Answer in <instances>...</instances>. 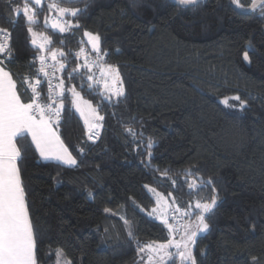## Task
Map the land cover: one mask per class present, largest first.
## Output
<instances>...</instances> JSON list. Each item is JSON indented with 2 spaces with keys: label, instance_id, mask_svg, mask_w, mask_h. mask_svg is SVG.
Listing matches in <instances>:
<instances>
[{
  "label": "trees",
  "instance_id": "obj_1",
  "mask_svg": "<svg viewBox=\"0 0 264 264\" xmlns=\"http://www.w3.org/2000/svg\"><path fill=\"white\" fill-rule=\"evenodd\" d=\"M25 2L0 0V29L11 34L6 69L29 103L22 77L33 75L42 54H65L56 61L46 58L57 67V61L65 64L53 76L65 89L55 101L58 106L63 99L64 107L53 125L78 162L73 167L44 162L27 134L17 140L37 264H57V250L72 264H139V247L169 236L149 216L155 201L144 186L178 203L206 200L213 186L188 187L201 178L212 179L218 200L206 214L208 230L196 240V264H252V257L264 264V16L240 14L229 0L194 7L169 0H56L80 10L75 17L67 14L72 26L61 33L45 23L52 0L42 5L27 0L37 13L31 25L23 15ZM241 3L247 9L250 0ZM29 26L50 38L48 49L33 45ZM86 31L100 36V55L118 69L123 96L109 99L95 82L96 71L80 67L69 78L84 64L72 58L89 49ZM46 85L40 91L49 103ZM73 87L104 117L96 138H88L72 104ZM235 96L245 101L243 108L231 99ZM225 98L229 105L222 103ZM129 128L138 134L135 141Z\"/></svg>",
  "mask_w": 264,
  "mask_h": 264
},
{
  "label": "snow or ice",
  "instance_id": "obj_2",
  "mask_svg": "<svg viewBox=\"0 0 264 264\" xmlns=\"http://www.w3.org/2000/svg\"><path fill=\"white\" fill-rule=\"evenodd\" d=\"M41 2L42 0H34L35 5H41ZM176 2L182 7H194L198 4V0H176ZM230 2L238 8L243 9L245 7L241 3V0H230ZM48 8L50 10L55 9L61 15L70 14L73 17L77 16L80 11L79 9L60 7L56 0H52L48 4ZM249 10L253 12L259 11L264 16V0H250ZM23 15L29 25L38 22L36 20V10L34 7H29L27 0L23 6ZM45 23H49L47 18H45ZM71 26L68 25V27ZM78 26L76 25V27ZM51 27L58 29L60 32L68 30V27H65L59 19L52 20ZM28 32L33 36L36 35L31 26L28 27ZM10 35L7 29H0V54L7 53L6 59L8 60L12 56L10 44L8 43ZM84 35L89 37L92 50L97 54L96 60L89 61L86 58L83 65H78L77 68L69 72V78H72V74L77 72L80 67L91 72L92 67L97 66L100 60V36L87 31ZM45 40L47 43H51L50 38L45 37ZM32 43L35 44L36 40L33 39ZM40 47L43 49L44 45L41 44ZM81 52H83V49H81ZM50 55L53 61L57 60L56 51H52ZM64 55L63 52H60V56ZM79 55L80 53H77V56ZM244 58L248 59L247 52L244 54ZM38 59L40 66L37 69V77L39 74H43L47 78L49 99L52 100V103L41 102V94L38 91L41 80L36 78L35 82L32 83V77L27 76L22 77L21 83L27 84L28 88L31 89V102H23L21 95L17 91V81L13 78V73L6 70L4 59H0V264H37L35 229L30 218L26 191L18 166V161L22 159V150L17 143L18 138H24L26 133L29 134L36 150L46 160L53 159L69 167L76 166L78 163L77 159L53 129V124L59 121L64 103L63 99H61L59 105L53 107L55 100L53 99L52 78L57 70L64 71L65 64L57 61V68L55 64L48 65L44 56H39ZM49 68L52 69L51 72L48 71ZM100 71L103 78V87L110 93L109 99L112 95L116 97L123 96L124 90L122 81L119 79L118 69L111 65H105L101 67ZM109 75L112 77L111 83L106 78ZM93 79V75H87L88 81H93ZM95 82L99 83L100 81ZM118 84L119 87H117ZM89 87H92V85L89 84ZM55 88L59 89L57 95L63 97L65 91L64 81L60 80L59 84L55 85ZM69 91L72 93V104L77 107V110L83 116L84 112L79 104L80 93L74 87L69 89ZM231 99L240 101L241 108L245 106V101L241 100L239 96L232 97ZM222 103L229 105V99L225 98ZM88 107L90 118H86L85 123L88 125L89 131H91L94 128L100 127L95 121H102L104 117L100 116L96 109L91 108V105H88ZM127 132L135 141L138 134L131 128L127 129ZM139 135L143 134L139 133ZM88 138L92 139L93 137L89 135ZM153 146V141L149 138L146 149L150 150ZM79 151L83 153L82 148ZM150 156L151 152L149 151ZM186 175L191 176V171H187ZM209 185L213 186V195L209 199L197 200L195 203V207L200 210L196 218L198 222L195 224V227L191 224H183L180 227L168 224L167 203L161 204L160 194L156 193L155 189L149 188L148 185L144 186L158 197L157 203L160 207L153 208L152 211L153 213L160 214L162 222L168 225L170 234V238L166 243H150L138 248L139 252L148 253V264H163L166 259H174L175 257L179 258L181 264H196L192 246L195 245L198 234L208 230L209 225L206 222V214L210 213L216 206L218 194H216L214 182L211 178L206 181L201 178L199 184L195 182L188 184L190 189L202 188ZM106 211L108 210L106 209ZM176 211H179V209ZM188 214L187 212L184 213V215ZM125 224L128 225L127 220H125ZM180 228H183V235L180 240H176L175 233L179 232ZM128 235L129 237L133 236L130 226ZM170 248H175V253L169 251ZM56 256L59 264V260L63 256L62 250H57ZM64 264H71V261L65 259ZM252 264H259L257 257H252Z\"/></svg>",
  "mask_w": 264,
  "mask_h": 264
},
{
  "label": "rangeland",
  "instance_id": "obj_3",
  "mask_svg": "<svg viewBox=\"0 0 264 264\" xmlns=\"http://www.w3.org/2000/svg\"><path fill=\"white\" fill-rule=\"evenodd\" d=\"M32 1L34 2V0H32ZM44 1L45 0H42L41 5L44 3ZM51 14H52V16L48 19L49 23H47V25L49 27H51V21L54 20V19H59L61 21V23L65 27H68V25H71L70 22L68 20H66L67 14L61 15L55 9H52V13ZM69 29H70V27H68V30ZM53 30H55L57 32H60L58 29H53ZM64 32H66V31H64ZM34 33H36V32H34ZM61 33H63V32H61ZM45 37H47V36L36 33V35L33 36V39L36 40V43L33 44V45L41 49L40 45L43 44L44 47L41 50L42 51H45L50 46V43H47L46 42ZM87 41L89 42V37H87ZM89 46H90L89 49L88 48H84L83 51L84 50H87V51L91 50L92 49V46H91L90 43H89ZM77 52H81V50H78ZM56 53H57V59H58L60 53L57 52V51H56ZM42 56H44L45 58H48V57L51 58V55L50 54L48 56H46V54L44 53V54H42ZM87 56H89V55L86 54V56H84L83 59L86 60V58H87L89 61H94L93 59H91V57H87ZM100 58L102 59V57H100ZM39 64H40V61H39ZM102 64H106L104 60H102V62H100V63H97V66L95 68L92 67L91 72H94V71L97 72V75L96 76H98V77H96V81H100L99 83H101L103 85V78L101 77V75H98V74H101L100 69H101V67L104 66V65L102 66ZM93 77L95 78V74H93ZM106 78L111 83L112 77L109 75ZM119 79H120V77H119ZM117 87H119V84L117 85ZM85 102H87V103H85ZM79 104H80L81 109L84 112V115L83 116L81 115V112L77 110V107L76 106H75V109L78 112V114L81 116V118L83 119V121L85 122V119L86 118H90V110H89V107H88V105H90V103L88 101L84 100L80 96ZM91 108H93V107L91 106ZM95 122L97 124H99L100 127L94 128V129H92L91 131H88V132L90 133V135L92 137H95L96 138L97 137V133H99L100 130H101L102 121L98 120V121H95ZM87 128H88V125H87ZM149 188H152V187H149ZM153 189H155V188H153ZM155 190H156V193H159L160 194V203L161 204L167 203V205H168V207H167V220H168V224L173 225L175 227H180V225H183V224H191L193 227H195V224L198 222L197 219H196L197 218V215L200 213V210L195 207V203H196L197 199H195L193 201L184 200L182 203H178L175 200L172 201V199L170 197L166 196L164 193L158 191L157 189H155ZM148 191H149V189H148ZM149 193L151 194V196L153 197V199L155 201V205H154L153 208H159L160 205L157 203L158 197L156 196L155 193H153L151 191H149ZM153 208L150 210L149 216L151 218H153L154 220L162 223L166 227V229L168 231V234H169L168 225H166V224H164L162 222V219H161L159 213H153V211H152ZM177 209H179V211H176ZM185 212H187L189 214L188 215H184ZM203 233L204 232L199 233L198 236L201 235V234H203ZM182 235H183V228H180V231L177 232V233H175V239L176 240H180V238H181ZM198 236L196 237V240H197ZM169 238H170V234L168 236V239ZM168 239L165 242H162V243H166L168 241ZM155 244H159V243H155ZM194 249H195V245L192 246L193 254H194ZM169 251L175 253L176 250H175V248H170ZM62 253H63V256H62V258H60L59 264H64L65 259L66 260H69L66 257V255H65V253H64L63 250H62ZM147 255H148L147 252H143V254L140 255V262H139V264H148V262H147ZM194 256H195V254H194ZM69 261H71V260H69ZM173 263H175V264H181V262H180V260H179L178 257H175L174 259H166L163 262V264H173ZM57 264H58V259H57ZM71 264H72V262H71Z\"/></svg>",
  "mask_w": 264,
  "mask_h": 264
},
{
  "label": "built area",
  "instance_id": "obj_4",
  "mask_svg": "<svg viewBox=\"0 0 264 264\" xmlns=\"http://www.w3.org/2000/svg\"><path fill=\"white\" fill-rule=\"evenodd\" d=\"M8 42H9V41H8ZM77 53H80V55L77 56ZM86 54L89 55V56H87V57H91V59L96 60L97 54H96L92 49L89 50V51L84 50L83 52H76V53L74 54V57H73L72 59L75 58V59L81 61L82 63H85V59H83V57L86 56ZM100 57H102V56L100 55ZM1 59H4V58H1ZM91 59H90V60H91ZM102 60H103V59L100 58V60H99L98 63L102 62ZM4 63H5V65H6V67H7V66H8V60H7V59H4ZM46 63H47L48 65H54V64H52V62L47 61V60H46ZM105 63H106V62H105ZM103 65L105 66V65H109V64L106 63V64H102V66H103ZM39 66H40L39 62H38L35 66H33V75L31 76V77H32V81H31V82L34 83L36 78H39V79L41 80V84H40V86L38 87V91H39L40 94H41V95H40L41 102L44 103V100H43V93H42L40 90L42 89V87H41L42 84L46 83V84H47V85H46V86H47V89H46L47 91H46V93H47L48 98H49L48 81H47V78H45V77L43 76V74H39V76L37 77V69L39 68ZM94 67H96V66H94ZM57 68H58V67H57ZM48 71L51 72L52 69L49 68ZM52 84H53V99L56 101V99H58L59 96L57 95L58 93H57V90H56V88H55L56 83H55L54 78H52ZM25 87H26V89H27V91L29 92L30 97H31V95H32V93H31V89L28 88L27 85H25ZM49 103H52V100H51V102H49ZM53 107H56V106H55V103H53Z\"/></svg>",
  "mask_w": 264,
  "mask_h": 264
},
{
  "label": "water",
  "instance_id": "obj_5",
  "mask_svg": "<svg viewBox=\"0 0 264 264\" xmlns=\"http://www.w3.org/2000/svg\"><path fill=\"white\" fill-rule=\"evenodd\" d=\"M57 1H59V2H65V3H77V2H80V1H83V0H57ZM169 1L172 4L179 6L178 3L176 2V0H169ZM204 1H206V0H198V4L203 3ZM230 4L240 14H249V13L253 12V11H250L249 10V7L247 9H241V8H238L235 5H233L231 2H230Z\"/></svg>",
  "mask_w": 264,
  "mask_h": 264
},
{
  "label": "crops",
  "instance_id": "obj_6",
  "mask_svg": "<svg viewBox=\"0 0 264 264\" xmlns=\"http://www.w3.org/2000/svg\"><path fill=\"white\" fill-rule=\"evenodd\" d=\"M7 70V69H6ZM14 78V77H13ZM17 91H18V84H17ZM19 93V92H18ZM22 99V98H21ZM23 101V100H22ZM24 102V101H23ZM26 103V102H25ZM81 117V116H80ZM83 120V119H82ZM85 123V122H84ZM87 126V125H86ZM53 129H54V131L57 133V135L60 137V135L58 134V132L56 131V129H55V127H54V125H53ZM89 130V129H88ZM27 134V133H26ZM29 137H30V139H31V136L29 135V134H27ZM60 140L63 142V140L61 139V137H60ZM64 143V142H63ZM64 145H65V143H64ZM35 146V145H34ZM66 146V145H65ZM67 147V146H66ZM68 148V147H67ZM38 152V151H37ZM38 155L40 156V154H39V152H38ZM40 159L42 160V161H44V162H55V163H60L59 161H56V160H53V159H44V158H42L41 156H40ZM60 164H62V163H60ZM62 165H64V164H62ZM64 166H67V165H64ZM67 167H69V166H67ZM71 167H73V166H71Z\"/></svg>",
  "mask_w": 264,
  "mask_h": 264
}]
</instances>
